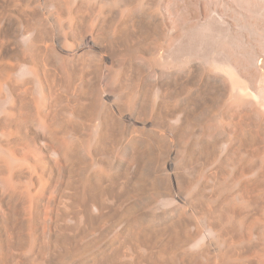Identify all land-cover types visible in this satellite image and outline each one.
<instances>
[{
    "label": "bare ground",
    "instance_id": "6f19581e",
    "mask_svg": "<svg viewBox=\"0 0 264 264\" xmlns=\"http://www.w3.org/2000/svg\"><path fill=\"white\" fill-rule=\"evenodd\" d=\"M260 190L264 0H0V264H264Z\"/></svg>",
    "mask_w": 264,
    "mask_h": 264
},
{
    "label": "rangeland",
    "instance_id": "374dc122",
    "mask_svg": "<svg viewBox=\"0 0 264 264\" xmlns=\"http://www.w3.org/2000/svg\"><path fill=\"white\" fill-rule=\"evenodd\" d=\"M148 1L151 2L152 0H148ZM242 32L245 36L249 35L246 37L247 39H249V40L252 39L248 30L243 29ZM223 102L224 101L217 100L213 104V106H212L213 108H211V111L213 110L211 113L212 114L213 113H219L221 116L220 119H222L224 121V116L226 114L227 107H225L226 103L225 102L223 103ZM223 107H225L226 109H223ZM217 109H219V110H217ZM255 114H257V113L256 112L252 113V115H253L252 118L256 119V117H257V119H258V115H255ZM208 117L209 116H207L206 114H203L201 117L197 118V121L200 122V124H203V123L207 122ZM258 137H260V138H258ZM259 141H261V136L258 135L251 142H253L255 145H260L261 142H259ZM257 142H259V143H257ZM259 163H261V162L259 161ZM185 173L187 176H191V172L189 170H187ZM256 184L258 185L259 189L260 188L262 189V187L259 186L260 183L258 181L256 182ZM263 195H264V192L262 190H260V191L256 192L255 194H253L252 196H250V199H249L250 205L248 204L247 210L242 214V216H244L245 219H244V226L241 228V231H240V235L242 236L245 234V236H242V237L246 241V244H245L246 247L245 246L243 247V249H242L243 252H242L240 257H243V258L250 257L253 254H258V253L263 254V252H264V227H263L262 222H261L263 219L262 217H264V196ZM253 196H255V197H253ZM256 197H258V198H256ZM203 203L200 204V208L202 211L207 210V208H209V205H210L208 202H203ZM241 212H242V210H241ZM238 213H239V211H238ZM220 222H222V220L219 221V223ZM247 223H248V225H246ZM231 227H230L231 233H234L237 231V225L235 222L231 224ZM244 227H246V229ZM236 239H238V238H236ZM250 250H251V252H250ZM262 261H264V255H263Z\"/></svg>",
    "mask_w": 264,
    "mask_h": 264
}]
</instances>
